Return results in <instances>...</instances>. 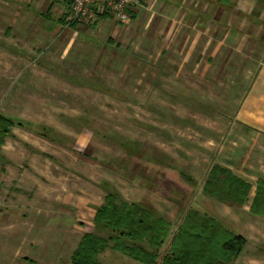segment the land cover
Here are the masks:
<instances>
[{
    "label": "rangeland",
    "instance_id": "1",
    "mask_svg": "<svg viewBox=\"0 0 264 264\" xmlns=\"http://www.w3.org/2000/svg\"><path fill=\"white\" fill-rule=\"evenodd\" d=\"M157 1L126 23L73 28L63 0H0V114L15 122L0 156V264H72L84 234H107L94 217L109 193L171 222L157 264L191 209L247 240L239 261L264 264V218L250 213L264 135L245 138L236 119L264 34L236 22L223 45L165 38L180 15ZM215 164L250 183L245 206L204 195ZM98 261L139 264L111 249Z\"/></svg>",
    "mask_w": 264,
    "mask_h": 264
},
{
    "label": "trees",
    "instance_id": "2",
    "mask_svg": "<svg viewBox=\"0 0 264 264\" xmlns=\"http://www.w3.org/2000/svg\"><path fill=\"white\" fill-rule=\"evenodd\" d=\"M65 1L67 4L71 2ZM62 22L66 25L64 18ZM77 25L79 23L69 26L75 28ZM13 126V119L0 114V156L4 138L11 135ZM250 190V183L231 169L215 164L208 173L203 192L221 204L241 208L248 203ZM250 213L264 218L262 180L258 182ZM94 224L107 234H84L70 258L72 264H100L98 256L107 249L120 252L139 264H157L172 227L171 222L155 210L140 203L118 202L114 193H109L105 205L97 208ZM246 244L242 235L234 233L217 219L191 209L161 264H233Z\"/></svg>",
    "mask_w": 264,
    "mask_h": 264
},
{
    "label": "crops",
    "instance_id": "3",
    "mask_svg": "<svg viewBox=\"0 0 264 264\" xmlns=\"http://www.w3.org/2000/svg\"><path fill=\"white\" fill-rule=\"evenodd\" d=\"M6 1L29 5L40 0ZM63 1L67 4L65 0ZM152 1L154 0H140L139 5L134 8V15L142 7L143 3L150 4ZM158 1L159 3L155 5L158 6L159 11L166 13L167 18H169L167 13L176 12L180 15L174 23L167 24L165 38H170L175 34V37L182 38V43L223 45L232 40L233 31H236V22H239L240 27H255L259 35L264 34V0ZM50 7L45 12L40 13V16L43 18L48 16L52 10V7ZM20 11L21 14L24 13V11ZM64 16L65 13L62 18ZM32 17L30 15V18ZM28 25L30 26L31 23ZM248 36L250 35L248 34ZM236 119L245 131V138L248 139L253 135H256V137L264 135V65L259 68L256 78L241 102ZM220 165L233 171V165ZM239 258L233 264L241 262L243 264L245 262V264H255L254 262H257L254 260L245 261V259L239 261Z\"/></svg>",
    "mask_w": 264,
    "mask_h": 264
},
{
    "label": "built area",
    "instance_id": "4",
    "mask_svg": "<svg viewBox=\"0 0 264 264\" xmlns=\"http://www.w3.org/2000/svg\"><path fill=\"white\" fill-rule=\"evenodd\" d=\"M139 2L140 0H71L64 20L67 26L72 23L89 25L106 17L126 23Z\"/></svg>",
    "mask_w": 264,
    "mask_h": 264
}]
</instances>
